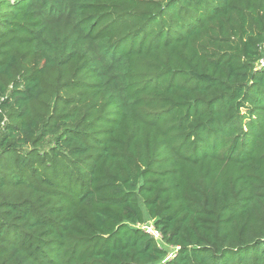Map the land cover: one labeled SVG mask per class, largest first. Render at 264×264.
Wrapping results in <instances>:
<instances>
[{
  "label": "trees",
  "instance_id": "obj_1",
  "mask_svg": "<svg viewBox=\"0 0 264 264\" xmlns=\"http://www.w3.org/2000/svg\"><path fill=\"white\" fill-rule=\"evenodd\" d=\"M262 61L264 0H0V264H264Z\"/></svg>",
  "mask_w": 264,
  "mask_h": 264
},
{
  "label": "built area",
  "instance_id": "obj_2",
  "mask_svg": "<svg viewBox=\"0 0 264 264\" xmlns=\"http://www.w3.org/2000/svg\"><path fill=\"white\" fill-rule=\"evenodd\" d=\"M262 64H264V62L262 61ZM138 227H140L141 229H143L146 233H148L149 235H151L152 237H154L155 239H161V235L159 234V232L154 228L152 222H147V223H143V224H138Z\"/></svg>",
  "mask_w": 264,
  "mask_h": 264
},
{
  "label": "rangeland",
  "instance_id": "obj_3",
  "mask_svg": "<svg viewBox=\"0 0 264 264\" xmlns=\"http://www.w3.org/2000/svg\"><path fill=\"white\" fill-rule=\"evenodd\" d=\"M170 248H171V247H169L168 249H169V250H170V252H171L173 248H171V249H170Z\"/></svg>",
  "mask_w": 264,
  "mask_h": 264
}]
</instances>
